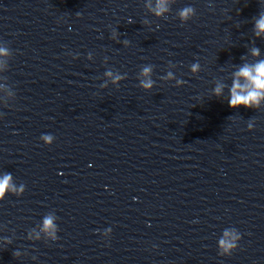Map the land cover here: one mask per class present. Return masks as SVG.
Listing matches in <instances>:
<instances>
[{
  "label": "clouds",
  "instance_id": "obj_1",
  "mask_svg": "<svg viewBox=\"0 0 264 264\" xmlns=\"http://www.w3.org/2000/svg\"><path fill=\"white\" fill-rule=\"evenodd\" d=\"M166 0H157V8L156 14L161 15L163 12L167 11L165 6ZM193 12L191 7H186L182 9L180 16L182 20H187L189 15ZM257 28L260 32H264V17L257 22ZM4 50H0L2 52ZM254 55H258V50H253ZM198 68V65H193V71ZM150 68H144V74L147 75L150 72ZM111 75V73H109ZM169 77H171V73H169ZM237 79L234 80L233 85L230 89V99L228 104L232 108H237L240 106L251 108V107H258L261 100L264 99V61L259 62L254 67L245 66L243 67L238 73H236ZM240 78H243L246 83L241 84ZM117 80L120 77L116 78ZM142 86L145 89H150L152 87V81H142ZM224 88L223 84H218L214 90L215 94L219 96L222 93V89ZM248 129H252V124L249 123ZM46 140L50 141V138H45ZM9 191H16V186L12 184V176L10 173H5L2 177H0V200L4 198V196ZM45 229L52 227V218L48 217L44 221ZM227 235V233H225ZM53 240L56 237L53 235ZM221 244H224L228 248H233L236 245L231 244L228 241H221ZM14 255H19V253L15 252Z\"/></svg>",
  "mask_w": 264,
  "mask_h": 264
}]
</instances>
